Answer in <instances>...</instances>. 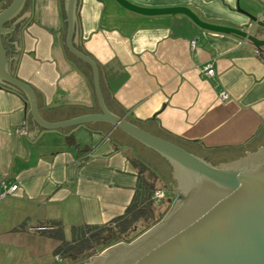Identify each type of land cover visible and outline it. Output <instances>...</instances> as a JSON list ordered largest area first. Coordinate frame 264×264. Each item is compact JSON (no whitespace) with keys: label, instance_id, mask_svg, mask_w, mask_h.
<instances>
[{"label":"crops","instance_id":"obj_1","mask_svg":"<svg viewBox=\"0 0 264 264\" xmlns=\"http://www.w3.org/2000/svg\"><path fill=\"white\" fill-rule=\"evenodd\" d=\"M129 1L185 6L204 21L251 33L256 25L236 3L253 15L264 9L262 0ZM26 12L10 43L8 34L2 39L5 69L34 89L47 120L98 111L90 68L64 44V0L26 1L18 18ZM76 24L77 45L98 64L110 111L216 163L264 147V54L246 39L200 27L183 13L142 14L116 0H78ZM206 63L213 76L202 73ZM30 119L21 92L0 85V181L17 184L0 198V264L60 261L57 241L35 226L54 222L71 237L74 226L121 215L135 192L137 161L157 174L156 188L173 179L164 156L107 122L43 128L31 139Z\"/></svg>","mask_w":264,"mask_h":264},{"label":"water","instance_id":"obj_2","mask_svg":"<svg viewBox=\"0 0 264 264\" xmlns=\"http://www.w3.org/2000/svg\"><path fill=\"white\" fill-rule=\"evenodd\" d=\"M26 1L31 0H0V85L24 94L31 114L29 137L32 139L43 128L107 122L160 153L172 166L175 183L172 186L176 196L164 216L134 239L107 246L86 264H264V147L217 164L110 111L102 95L98 64L77 45L78 0H64V44L75 58L90 68L98 111L57 121L43 118L34 89L4 66L6 50L2 39L8 34V39L3 40L9 42L19 19L29 15L26 12L18 18ZM116 1L142 14H186L200 27L242 37L264 54V35L240 27L209 23L188 7L153 8L129 0ZM236 9L246 13L256 26L264 28V21L242 9L238 3ZM11 42L15 45V41ZM6 49L10 52V47Z\"/></svg>","mask_w":264,"mask_h":264},{"label":"trees","instance_id":"obj_3","mask_svg":"<svg viewBox=\"0 0 264 264\" xmlns=\"http://www.w3.org/2000/svg\"><path fill=\"white\" fill-rule=\"evenodd\" d=\"M21 95L25 98L22 93ZM130 120L137 121V119ZM67 141L73 142L72 137H67ZM135 164L138 168L135 192L121 215L101 225L74 226L70 238H65L60 225L54 226V222L47 223L52 228L41 232L44 236L57 241L53 248V255L82 264L92 253L121 240L129 241L157 220L156 205L151 198L156 188L157 174L140 161ZM171 181L174 182L173 179Z\"/></svg>","mask_w":264,"mask_h":264},{"label":"rangeland","instance_id":"obj_4","mask_svg":"<svg viewBox=\"0 0 264 264\" xmlns=\"http://www.w3.org/2000/svg\"><path fill=\"white\" fill-rule=\"evenodd\" d=\"M239 6L241 7L242 5L241 4H239ZM256 14L257 15H255V16H257V18L260 20V21H264V9H260L259 11L257 10L256 11ZM256 28H257V30L256 29H254L253 31H252V33H254V34H259L260 33V31L262 30V31H264V28H262V27H259V26H256ZM258 31V32H257ZM259 51V50H258ZM218 164V163H217ZM172 184L173 185H175V183L174 182H172V181H167V183L166 184H164V185H161V187H159V188H162L163 190H164V197L161 199V201H160V203L159 204H155V205H158V206H155V208L157 207V210L155 211L156 212V215H157V220L155 221V222H157V221H159L163 216H164V213L168 210V208H169V206H170V204H171V202L173 201V199L175 198V196H176V190L174 189V187L172 186ZM166 187V188H163V187ZM167 197H169L168 199H167ZM154 222V223H155ZM153 223V224H154ZM152 224V225H153ZM39 226L40 227H43V228H39ZM35 228H38V230L39 231H44V230H48V229H51L52 228V226L51 225H47V224H40V225H37V226H35ZM141 233V232H140ZM138 235V234H137ZM136 235V236H137ZM136 236H134V237H132L131 239H129V241L130 240H132V239H134ZM65 238H70V235L68 236V237H65ZM118 242H127V241H125V240H121V241H118ZM106 248V247H105ZM37 251H39V249H36ZM103 250V249H102ZM102 250H99V251H96V252H94V253H92L90 256H89V258L86 260V261H84L82 264H86L88 261H91V259H92V257L93 256H95V255H98V254H100L101 252H102ZM54 259L55 260H58V259H56V257L54 256ZM43 261V260H42ZM43 264V263H42ZM55 264H76V262H72V261H70L69 259H60V261H56V263Z\"/></svg>","mask_w":264,"mask_h":264},{"label":"built area","instance_id":"obj_5","mask_svg":"<svg viewBox=\"0 0 264 264\" xmlns=\"http://www.w3.org/2000/svg\"><path fill=\"white\" fill-rule=\"evenodd\" d=\"M190 45L193 47L194 40L190 42ZM254 51L256 53L259 52L258 49L256 48L254 49ZM201 71L206 76H213L215 74V70L211 63L204 64L201 68ZM218 97L222 100L226 99L228 97V93L222 90L218 93ZM16 130L20 132L22 131L24 132L26 129L24 128V126H20V127H17ZM16 188H17V184H11L10 186H7L4 181H0V198L4 197L7 193L14 191ZM163 197H164V190L162 188H155L151 196L154 204H159ZM39 228H43V227L39 226ZM59 258L60 257L57 255L56 259H59Z\"/></svg>","mask_w":264,"mask_h":264},{"label":"flooded vegetation","instance_id":"obj_6","mask_svg":"<svg viewBox=\"0 0 264 264\" xmlns=\"http://www.w3.org/2000/svg\"><path fill=\"white\" fill-rule=\"evenodd\" d=\"M248 31H250V30L248 29Z\"/></svg>","mask_w":264,"mask_h":264}]
</instances>
